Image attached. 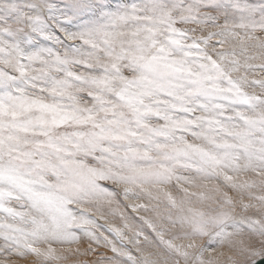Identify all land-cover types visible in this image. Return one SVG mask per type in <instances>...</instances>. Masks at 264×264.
Here are the masks:
<instances>
[{"label":"snow or ice","instance_id":"6c2138e0","mask_svg":"<svg viewBox=\"0 0 264 264\" xmlns=\"http://www.w3.org/2000/svg\"><path fill=\"white\" fill-rule=\"evenodd\" d=\"M0 264H264V0H0Z\"/></svg>","mask_w":264,"mask_h":264}]
</instances>
